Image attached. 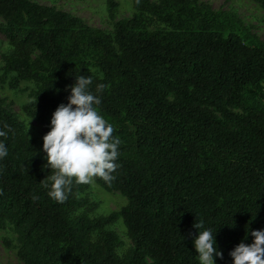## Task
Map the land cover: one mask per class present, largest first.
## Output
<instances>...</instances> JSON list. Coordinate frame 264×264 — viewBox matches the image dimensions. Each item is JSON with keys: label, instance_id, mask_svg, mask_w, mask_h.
Listing matches in <instances>:
<instances>
[{"label": "trees", "instance_id": "1", "mask_svg": "<svg viewBox=\"0 0 264 264\" xmlns=\"http://www.w3.org/2000/svg\"><path fill=\"white\" fill-rule=\"evenodd\" d=\"M131 2L132 17L107 34L30 0H0L2 33L17 51L0 83H33L23 111L42 122L67 104L75 76H92L94 92L104 83L98 111L121 140L120 168L110 184H95L127 199L94 219L79 214L99 207L81 197L90 185L74 184L64 204L50 199L43 144L0 101V130L11 128L0 137L9 153L0 160V229L12 225L24 264H199L201 220L217 231V264H233L229 253L252 243L248 230H264V41L199 0ZM115 8L108 1L111 20ZM150 17L160 24L153 31ZM119 220L133 245L122 257L107 230Z\"/></svg>", "mask_w": 264, "mask_h": 264}, {"label": "clouds", "instance_id": "2", "mask_svg": "<svg viewBox=\"0 0 264 264\" xmlns=\"http://www.w3.org/2000/svg\"><path fill=\"white\" fill-rule=\"evenodd\" d=\"M92 85V76H75V83L68 89L67 104H60L52 114L51 130L43 138L47 167L53 174L42 182L47 181L44 187L48 197L59 204L67 202L74 184L91 185L97 178L110 184L120 168L117 161L121 140L114 135V126L98 111L106 85L96 84L95 92ZM4 127L8 130H0V137H7L11 131L7 125ZM8 154L6 144L0 141V160ZM32 200L38 201L39 196H32ZM193 227L198 233L194 248L199 264H217L218 258L223 259L217 231L205 227L203 220ZM247 235L253 238L252 243L242 241L229 253L233 264H264V230H248Z\"/></svg>", "mask_w": 264, "mask_h": 264}, {"label": "rangeland", "instance_id": "3", "mask_svg": "<svg viewBox=\"0 0 264 264\" xmlns=\"http://www.w3.org/2000/svg\"><path fill=\"white\" fill-rule=\"evenodd\" d=\"M31 2L70 13L79 17L90 27L100 29L107 34H112L115 22L130 19L134 13L131 0H30ZM112 1L115 5L114 18L111 20L107 13V3ZM156 3L157 0H151ZM212 7L214 11H226L234 14L250 32L264 41V9L257 0H199ZM5 23L0 18V69L5 65L6 58L16 55V49L2 33ZM160 27L159 22L150 17V30ZM38 53H32L37 58ZM33 83L22 82L17 87L11 88L8 83H0V101L5 108L10 110L25 126V132L30 139L43 144L44 136L51 130V112L48 118L42 122L28 117L24 111V105L29 101L34 91ZM264 106V103H261ZM81 197L90 203L99 204L93 212L79 211L89 218L108 216L118 212L127 205V199L120 192H105L97 184L93 183L81 194ZM107 230L114 232L122 241L118 249L119 256H123L130 248L132 242L128 238L126 229L121 220ZM98 234L93 238L97 239ZM21 244L14 232L12 225L7 223L5 228L0 229V264H24L20 258Z\"/></svg>", "mask_w": 264, "mask_h": 264}]
</instances>
